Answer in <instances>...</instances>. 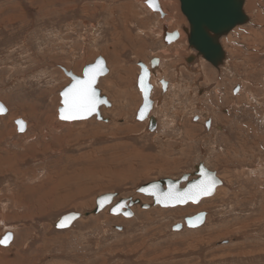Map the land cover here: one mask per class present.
Wrapping results in <instances>:
<instances>
[{"label": "rangeland", "instance_id": "rangeland-1", "mask_svg": "<svg viewBox=\"0 0 264 264\" xmlns=\"http://www.w3.org/2000/svg\"><path fill=\"white\" fill-rule=\"evenodd\" d=\"M146 1L0 0V235H13L0 264H264V0H246L249 22L223 39L219 71L184 61L195 53L178 0H158L163 16ZM164 28L179 38L165 43ZM98 57L110 121H60L63 70L81 76ZM151 58L158 121L147 130L137 64ZM198 160L221 182L208 198L160 207L136 192ZM105 194L138 200L132 216L111 214L114 200L84 216ZM200 212L203 225L187 228ZM68 213L81 217L55 228Z\"/></svg>", "mask_w": 264, "mask_h": 264}, {"label": "water", "instance_id": "water-1", "mask_svg": "<svg viewBox=\"0 0 264 264\" xmlns=\"http://www.w3.org/2000/svg\"><path fill=\"white\" fill-rule=\"evenodd\" d=\"M178 2H179L180 12L184 16L188 25L187 27L183 28L185 38L188 44V48L195 53L185 58L184 61L186 63H192L195 59L200 58L204 60L207 64H209L212 68H214L216 71H219V69H221V67L223 66L224 59L226 58L225 51L222 47L223 39H225V37H227L235 28L244 26L249 22V18L247 17L244 11V5L246 0H178ZM145 5L148 7L150 11L157 12L160 15H162L158 0H154V6H150L149 0L145 2ZM177 38H178V32L167 33L166 29L164 28L163 39L166 43L167 41L173 42ZM98 61L103 62L101 66L104 69V71L99 72V70H97L98 74L96 81L94 83V88L97 92L98 98L100 100L106 101V103H100L98 105L99 108L101 105L110 106V104L107 102L106 97L104 95H101L100 90L96 87L99 77L107 73V69L103 59L97 58L95 59L93 64L84 67L82 71V78L85 70L89 67L95 66ZM153 61L154 59L151 60V66ZM154 63H157V60H155ZM138 66L140 67V72L137 78V87L141 93L142 103L137 110L136 119L138 121H142L146 118V116L148 115L151 109L152 101L149 98L151 92V86L149 84L148 70L141 63H138ZM64 72L70 78V82L65 88H63L59 92L60 106L57 111L58 119L63 122H75V121H82V120H87L91 117H95L97 121L107 122V120L100 115L98 108L92 115H89L87 118L84 119L63 120L60 118V109L64 107L63 104L64 97L62 96V93L65 91L66 88L70 87V85L74 83L73 77L78 78L77 76L72 75L71 72H67L65 70ZM141 78H143L144 90H142ZM0 105L3 104L0 103ZM142 111L144 113L143 119L140 118V114ZM6 113L7 110L4 113L0 114V116L5 115ZM17 121H22V120L18 119L15 121L17 132L21 133L25 130L26 125L24 123L23 131H21L20 125L17 124ZM202 170L206 174V176H210L216 180L215 187L221 185V182L215 176V172L208 171L205 167H202L200 171ZM202 179H205V177H202L197 181ZM197 181H195L194 183H196ZM181 182H182L181 180L158 179L156 181L140 186L139 188H137L136 192L151 197L152 206H160V207H173L179 204L183 205L189 202L196 204L201 198L210 196V195H203L198 197L196 200L188 199L183 202H176V201H169L167 203L158 202L157 198L159 197L160 200L163 201L164 194H166L169 191V189H173L176 192L183 193L185 189L189 188L192 184H194V183L192 184L189 183L186 188L178 189L177 186ZM172 183L174 186L172 185ZM163 184L167 186V190L162 189ZM215 187L213 189L212 194L215 191ZM142 189H144V191H142ZM114 196L115 194H105L97 197L95 200V208L91 211V214H96L100 210H102L105 206L110 205ZM105 197H110V201L105 200L103 205H101L99 201L104 199ZM125 201L126 200L122 199L119 202H117L115 205H113L111 207L110 213L114 215L121 214L123 216H129V215H125V213H130L129 210L126 209ZM129 202L131 203V200ZM122 208H124L125 211H122ZM114 209H116V211H113ZM87 215L88 213L84 214V216ZM69 216H75V218L66 222V226L64 227L59 226L61 220L64 217H69ZM79 217L80 214L78 213L65 214L55 222L54 226L57 229L67 228L74 220H76ZM197 217H199V219H197ZM204 219H205V213L201 212L191 217L184 218L183 222L185 223L187 228H197L203 225ZM190 220L195 226L189 225ZM179 229H180L179 227H175V226L173 227V230H179ZM8 234L11 233L5 232L3 235H0V239H3ZM12 239H13V235L11 234V240L6 245L0 244V246L2 247L8 246L9 243H11Z\"/></svg>", "mask_w": 264, "mask_h": 264}, {"label": "snow or ice", "instance_id": "snow-or-ice-1", "mask_svg": "<svg viewBox=\"0 0 264 264\" xmlns=\"http://www.w3.org/2000/svg\"><path fill=\"white\" fill-rule=\"evenodd\" d=\"M150 6H154V0H149ZM102 61H98L95 66L89 67L85 70L83 78L73 77L74 83L70 87L66 88L62 93L64 97L63 104L64 107L60 109V118L63 120H75L84 119L89 115H92L98 108L100 103H106V101L100 100L97 96V92L94 88V83L97 78L98 71L103 72ZM141 86L143 89V78H141ZM6 109L3 105H0V114L4 113ZM143 111L140 114V118L143 119ZM20 125V130L23 131L24 122L17 121ZM201 175L205 176V179L199 180L192 184L189 188L185 189L183 193L169 189V191L164 194L163 201L158 197V202L167 203L169 201L183 202L188 199L196 200L198 197L203 195H211L213 189L216 185V180L201 171ZM144 191V189H142ZM105 200L110 201V197H105L100 200L99 203L103 205ZM119 207V206H118ZM113 211H116L114 209ZM125 215H131V213H125ZM75 216L64 217L60 225L61 227L66 226V222L74 219ZM199 219V217H197ZM190 226H195L192 221H189ZM11 240V234L6 235L3 239H0V244H7Z\"/></svg>", "mask_w": 264, "mask_h": 264}, {"label": "flooded vegetation", "instance_id": "flooded-vegetation-1", "mask_svg": "<svg viewBox=\"0 0 264 264\" xmlns=\"http://www.w3.org/2000/svg\"><path fill=\"white\" fill-rule=\"evenodd\" d=\"M172 33V32H171ZM179 38V37H178ZM154 59V61L155 60H157L158 61V59L159 58H151L150 60H149V63L151 64V60H153ZM160 60V59H159ZM154 61L152 62V66H154L155 65V63H154ZM142 63V62H141ZM142 64H144V63H142ZM145 65V64H144ZM146 67V66H145ZM147 70H148V68H146ZM150 70V69H149ZM158 70V69H157ZM152 76H156L155 74H149V84L151 85V83H150V80H151V78H152ZM162 79V78H161ZM159 80V79H158ZM158 82H162L161 83V85H160V89L163 91L164 90V88H168V85H167V82H165L164 80H159ZM153 89H155V87H154V85L152 84L151 85V92H150V100L152 101V105H151V109H150V111H149V113H148V115L146 116V118L144 119V120H142V121H145V122H147L146 123V129L147 130H149V129H151V130H154L155 128H156V126H157V118L156 117H154L153 118V116L154 115H151V112H152V109H153V106H154V104H155V102H153V100L151 99V93H152V91H153ZM141 94V93H140ZM194 120H196L195 122H197L198 123V120L200 121V120H202V122H201V125L203 126V128L207 131V132H210L211 130H212V128L214 129V128H216V126L215 125H213L212 123H211V121L210 120H207V119H200L199 117H195L194 116ZM196 162H194V163H192V165H191V167H190V169L189 170H186V171H188L187 173H186V171H183L179 176H176V177H165L164 179H171V180H181L182 182L181 183H179V185L177 186V188L178 189H184L187 185H188V183L189 182H191V184L192 183H194L195 181H197L198 179H200V178H202V177H205V176H202L200 173H201V168L202 167H206L204 164H203V162H201V160H198V162L195 164ZM195 168H197V170L195 169ZM207 169V168H206ZM208 170V169H207ZM209 171V170H208ZM184 173H186V174H184ZM192 175L191 177L189 176V175ZM185 176H186V179H185ZM216 176V175H215ZM182 179H184V180H182ZM218 179V178H217ZM172 185H173V183H172ZM174 186V185H173ZM162 189L163 190H167V186L165 185V184H163V186H162ZM216 189V188H215ZM116 196H117V194H116ZM115 196V197H116ZM114 197V198H115ZM114 198H113V200H114ZM118 198V197H117ZM149 198H151V197H149ZM120 200V199H119ZM151 200H152V198H151ZM119 202V201H118ZM117 203V200H114L113 201V204H112V206L113 205H115ZM111 206V207H112ZM128 209H129V211L131 212V210H130V207H128ZM122 211H125V209L124 208H122ZM201 213V212H200ZM204 213V212H203ZM120 215V214H119ZM131 216H132V213H131ZM205 217H206V214H205ZM180 226L182 225V224H179ZM184 225H185V223H184ZM186 226V225H185Z\"/></svg>", "mask_w": 264, "mask_h": 264}, {"label": "bare ground", "instance_id": "bare-ground-1", "mask_svg": "<svg viewBox=\"0 0 264 264\" xmlns=\"http://www.w3.org/2000/svg\"><path fill=\"white\" fill-rule=\"evenodd\" d=\"M162 12V11H161ZM161 16H163V13H162V15ZM163 41H164V39H163ZM165 42V41H164ZM167 42H169V41H167ZM166 43V42H165ZM98 58H102V57H98ZM97 59V58H96ZM103 59V58H102ZM95 61V60H94ZM103 61H104V59H103ZM196 61V60H195ZM94 63V62H93ZM93 63H91V64H93ZM139 63H141V62H139ZM91 64H89V65H91ZM142 64V63H141ZM224 64V63H223ZM89 65H86V66H89ZM138 65V64H137ZM144 65V64H143ZM156 65V64H155ZM85 66V67H86ZM145 66V65H144ZM152 68H150V70L148 69V74H153V72H154V69H158L159 68V66L157 65V66H151ZM66 71V70H65ZM82 71H83V69H82ZM63 72H64V70H63ZM67 72H69V71H67ZM139 72H140V70H139ZM72 73V72H71ZM64 74H65V72H64ZM162 74V73H161ZM66 75V74H65ZM72 75H74L73 73H72ZM105 75V74H104ZM67 76V75H66ZM74 76H77V75H74ZM103 76V75H102ZM102 76H100V77H102ZM68 77V76H67ZM78 78H82V73H81V76H77ZM99 77V78H100ZM69 78V77H68ZM70 79V78H69ZM99 80V79H98ZM97 83H98V81H97ZM151 86V85H150ZM96 87H97V85H96ZM65 88V87H64ZM101 95H103V94H101ZM105 96V95H104ZM106 97V96H105ZM107 99V98H106ZM142 99V98H141ZM108 102V101H107ZM142 103V102H141ZM101 106H104V105H101ZM100 106V107H101ZM105 107H108V106H105ZM99 109V108H98ZM7 110V109H6ZM100 113V112H99ZM100 115H101V113H100ZM102 116V115H101ZM103 117V116H102ZM155 116H153V118H154ZM91 118H95V117H91ZM91 118H89V119H91ZM104 118V117H103ZM104 119H106L107 120V122L106 123H108L110 120L108 119V118H104ZM88 120V119H87ZM83 121V120H82ZM201 174V173H200ZM190 184H191V182H189ZM188 183V184H189ZM187 187V186H186ZM185 187V188H186ZM216 188V187H215ZM144 195V194H143ZM115 196H116V194H115ZM114 196V197H115ZM145 196V195H144ZM117 198V197H116ZM208 198V197H207ZM115 199V198H114ZM202 199V198H201ZM200 199V200H201ZM120 200H122V199H120ZM124 200V199H123ZM131 200V203L129 202ZM199 200V201H200ZM113 201V200H112ZM198 201V202H199ZM112 203V202H111ZM135 203H138V200H135V201H133L132 199H127L126 201H125V206H126V209H128V207H130V206H132L133 204H135ZM189 203H192V202H189ZM187 204V203H186ZM195 204V203H194ZM179 205H181V204H179ZM183 205H185V204H183ZM145 206H147V205H145ZM177 206V205H176ZM148 207V206H147ZM105 208V207H104ZM132 208H134V207H132ZM142 208H146V207H142ZM109 209V208H108ZM111 210V209H110ZM109 210V211H110ZM129 210V209H128ZM100 212V211H99ZM98 212V213H99ZM130 212V211H129ZM98 213H96V214H98ZM131 213V212H130ZM96 214H91V212L90 213H88V215L87 216H89V215H96ZM112 214V213H111ZM198 214V213H197ZM123 216V215H122ZM81 217V216H80ZM79 217V218H80ZM125 217H129V216H125ZM79 218H77V219H79ZM76 219V220H77ZM76 220H74V221H76ZM205 220V219H204ZM74 221L70 224V226L74 223ZM69 226V227H70ZM69 227H67V228H69ZM177 227H179L180 228V225H178ZM56 228V227H55ZM59 229H66V228H59ZM9 233H11V232H9ZM12 234V233H11ZM3 235V234H2ZM10 244V243H9Z\"/></svg>", "mask_w": 264, "mask_h": 264}]
</instances>
